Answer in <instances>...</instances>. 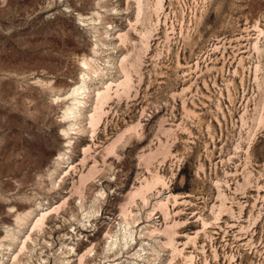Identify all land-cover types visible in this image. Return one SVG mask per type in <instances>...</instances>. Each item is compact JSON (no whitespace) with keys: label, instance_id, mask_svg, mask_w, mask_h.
<instances>
[{"label":"rangeland","instance_id":"1","mask_svg":"<svg viewBox=\"0 0 264 264\" xmlns=\"http://www.w3.org/2000/svg\"><path fill=\"white\" fill-rule=\"evenodd\" d=\"M189 259L264 264V0H0V264Z\"/></svg>","mask_w":264,"mask_h":264},{"label":"bare ground","instance_id":"2","mask_svg":"<svg viewBox=\"0 0 264 264\" xmlns=\"http://www.w3.org/2000/svg\"><path fill=\"white\" fill-rule=\"evenodd\" d=\"M138 4V3H137ZM139 7H140V4H139ZM139 9V8H138ZM139 15V14H138ZM138 61V60H137ZM83 63H85V62H83ZM131 63H133V62H131ZM136 65V64H135ZM125 67V66H124ZM131 67V66H130ZM124 70V69H123ZM129 78V77H128ZM131 79V78H130ZM83 80V79H82ZM81 82V81H80ZM130 82H131V80H130ZM120 84L122 85L121 87H124L125 89L130 85L129 84V81L126 79V80H124L123 82H121L120 81V83H119V85H117L118 87L120 86ZM129 84V85H128ZM111 85V84H110ZM109 85V83L105 86V88H104V90L102 91L101 90V92H95V104H94V107H93V112H91V114H89L88 113V119H89V123L90 124H93L94 125V122L97 120V117H98V115H99V113H100V110L102 109V105L105 103V101L110 97V90H111V86ZM77 87V86H76ZM117 88V87H116ZM129 88V87H128ZM80 89V88H79ZM79 89H77L76 91H74V92H76V94H77V97H73L72 96V103H71V106H70V108L72 107H76L77 106V104H76V102L78 103L81 99H83L82 98V93L80 92V90ZM124 91V90H123ZM127 91H129L128 89H127ZM117 92V91H116ZM115 92V93H116ZM120 92H121V90H120ZM119 92V93H120ZM72 93V92H71ZM75 94V93H74ZM71 95H73V93L71 94ZM79 95V96H78ZM84 95V94H83ZM117 95V94H116ZM76 96V95H75ZM78 97H81V99H79L78 100ZM71 99V98H70ZM81 102V101H80ZM78 106H79V104H78ZM69 106H67V108H68ZM70 108H69V110H70ZM71 108V109H72ZM78 108V107H77ZM79 108H81L80 106H79ZM78 108V109H79ZM74 109V108H73ZM76 109V108H75ZM78 109H76L77 111H78ZM76 110H74V111H76ZM81 110V109H80ZM72 110H70L69 112H71ZM102 112V111H101ZM72 113V112H71ZM70 113V114H71ZM73 114V113H72ZM103 114V113H102ZM100 115H101V113H100ZM100 115H99V117H100ZM64 116V115H63ZM64 118V117H63ZM262 118V117H261ZM99 120V119H98ZM98 120L96 121V122H98ZM95 122V123H96ZM93 125H92V127H93ZM64 134H65V132H64ZM115 141V140H114ZM109 146H110V144H109ZM86 150V149H85ZM95 168V167H94ZM94 170V169H93ZM88 173V172H87ZM87 175H89V174H87ZM87 175H84V176H87ZM156 177V176H155ZM157 178V180L159 179L158 177H156ZM81 179V178H80ZM86 181V180H85ZM159 182H160V179L158 180ZM147 182V181H146ZM155 184V183H154ZM157 184V183H156ZM149 185V184H148ZM149 187V186H148ZM147 189V188H146ZM139 190V189H138ZM137 190V191H138ZM136 193V192H135ZM141 194V193H140ZM141 197H143V196H141ZM161 203V202H160ZM222 204V203H221ZM162 205V204H161ZM165 205V204H164ZM162 207H163V205H162ZM55 209H57L56 207H55ZM165 210H167V209H165ZM221 210H222V207H221ZM49 213V212H48ZM48 213H47V211L46 212H42V213H40V215L38 216V218L35 220V222H34V224H33V227H36V228H40L41 226H42V224L44 223V220L47 218V216H48ZM165 215V214H164ZM177 224V223H176ZM171 225V224H170ZM179 225V224H178ZM177 226V225H176ZM32 228V227H31ZM168 230V229H167ZM170 230V229H169ZM170 236V235H169ZM173 237V236H172ZM29 238V237H28ZM169 238V237H168ZM170 239H171V237H170ZM24 240V239H23ZM190 240V239H189ZM188 240V241H189ZM25 241V240H24ZM24 241H21L22 243H21V246H20V251H21V249H23L25 246H24V244H25V242ZM169 241V240H168ZM171 241V240H170ZM191 241V240H190ZM173 243V242H172ZM171 243V244H172ZM168 244H169V242H168ZM171 246H173V245H171ZM173 251V250H172ZM180 251V250H179ZM17 252H19V250H17ZM174 252V251H173ZM176 252H177V250H176ZM16 253V252H15ZM175 255V254H174ZM81 256V255H80ZM17 256H16V254H14L13 255V258H16ZM82 258V257H81ZM188 258V257H187ZM191 258V257H190ZM191 262H192V260H188V262H187V264H191Z\"/></svg>","mask_w":264,"mask_h":264}]
</instances>
